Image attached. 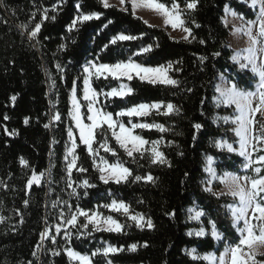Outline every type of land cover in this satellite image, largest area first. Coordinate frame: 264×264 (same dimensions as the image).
I'll use <instances>...</instances> for the list:
<instances>
[{
  "label": "trees",
  "instance_id": "16d2710c",
  "mask_svg": "<svg viewBox=\"0 0 264 264\" xmlns=\"http://www.w3.org/2000/svg\"><path fill=\"white\" fill-rule=\"evenodd\" d=\"M161 2L171 6L174 0ZM175 2L183 9L191 0ZM226 6L248 20L256 18L257 10L241 0H198L197 8L184 16L186 26L192 29V36L186 41L174 38L163 26L145 23L141 16L133 15L130 3L126 5L128 11H123L117 5L104 8L101 0H0V217L4 218L0 221V264H72L64 251L65 244L89 256L107 245L124 249L108 256L98 254L92 257L94 264L109 261L111 264H207L203 259H193L188 251L193 248L200 254L222 251L226 244L238 241L239 233L226 207L234 199L228 195L217 197L204 190L208 156L217 159L220 171L241 172L245 163L238 153L216 146L220 139L237 140L232 124L218 119L231 112L230 108L215 103L220 75L225 74L244 90H254L258 82L250 70H241L231 59L234 49L229 45L230 28L224 23ZM44 9H48L47 20H43ZM92 12L101 13L100 19L78 24L69 31L77 15ZM42 20L37 37L30 38V32ZM120 33L139 38L112 44L113 37ZM148 45H152V50L142 52ZM217 52L219 56L213 55ZM200 57L207 59L202 61ZM129 59L149 67L171 62L169 75L179 84H150L137 76L131 80L93 78V87L98 92L109 91L121 83L133 89L123 98L101 96L99 104L127 126L162 124L167 131L138 128L135 132L150 142L161 141L160 150L169 164L151 163L150 152H144L142 158L136 153L133 160L119 147L111 132L106 131L108 143L117 155L99 149L100 156L110 163L121 161L130 168L132 176L126 183L105 184L78 137L77 167L87 171L80 172L77 168L72 171V186L77 194L70 196L65 156L68 130L74 128L73 86L87 116L83 99L85 66L91 61L114 64ZM12 96H16L15 101ZM159 102L165 106L171 103L179 112L166 115V107H162L145 117L116 116L134 105ZM57 113L59 121L54 119ZM196 123L202 125L199 131L193 127ZM13 130L16 134L9 135ZM101 142L98 131L93 147L99 148ZM21 158L27 164H22ZM33 173L45 175L39 185L33 184L29 189L27 182ZM149 173L154 182L133 179L135 175L144 177ZM247 174L253 175L252 170ZM84 180L95 186L82 187ZM112 200L124 201L132 212L150 218L154 227H137L127 215L103 207ZM53 201H57L56 207ZM68 205L71 211L79 207L111 215L124 229L118 233L97 232L89 225L85 230L79 225L86 220L79 217L77 226L71 228L70 241L58 237L53 243L48 239L38 254L41 234L58 222L60 209H69ZM195 205L206 213L204 226L210 230L209 221H214L224 239L217 242L210 233L188 234L197 226L188 220V210ZM132 244L137 245L135 251L130 250ZM54 252L59 255H53Z\"/></svg>",
  "mask_w": 264,
  "mask_h": 264
},
{
  "label": "snow or ice",
  "instance_id": "6c2138e0",
  "mask_svg": "<svg viewBox=\"0 0 264 264\" xmlns=\"http://www.w3.org/2000/svg\"><path fill=\"white\" fill-rule=\"evenodd\" d=\"M128 0H119L121 10L128 11L127 7H124ZM104 8L114 7L110 4L109 0H101ZM132 14L135 15L137 9H147L156 12L159 16L163 17L164 24L166 26H171L173 30L180 29L186 35L182 36L183 40H189L192 36V29L186 26V20L184 19L185 14L197 8L198 0H191L187 2L185 7L182 9L179 3L174 2L171 6L166 5L161 2V0H130ZM80 8V5H76ZM250 7L257 9L256 18L254 20H245L241 15L239 19L243 22V26L237 29L238 32H243L249 40V46L243 51L246 55H241L240 52L235 53L231 59L239 64L241 70L250 69V71L258 77V88L256 91H244L237 87L235 83L230 86H224L223 78L222 84L218 85L216 91L220 94L217 98V105H234L235 110L238 113L231 123L235 125L233 131L235 135L239 138V147L236 148L232 143L226 141H220L216 143V146L221 149H226L230 153H238L239 156L244 157L245 163L243 168L245 170L251 169L253 175H236L227 173L223 177H219L221 183L226 186V191L214 192L212 187H205L206 192H210L213 195L219 197L228 195L237 201L234 205H227L231 217L233 219V227L236 228L239 233L238 241L234 244H226L223 253L217 256L215 253H206L203 257H197L195 255L196 249H191L188 254L193 257V259L202 258L209 261L210 264H264V260L257 259L258 255H264L260 253L259 249L264 248V0H251ZM55 8V6H54ZM54 10V9H53ZM48 9H44L43 20L49 19ZM225 14L237 17V13L227 6L225 7ZM35 15V14H33ZM101 13H81L77 15L69 25V31L77 28L78 24H83L84 22L91 21L94 19H100ZM55 16L51 19L55 20ZM37 23L34 29L30 32V38H36L41 30V24ZM112 23V21H109ZM147 23V21H145ZM195 23V21H192ZM107 25H105L106 27ZM152 26V25H149ZM21 27H27L26 25H21ZM196 27L200 25L196 24ZM139 37L135 35H129L120 33L119 35L113 37L111 40L112 44H116L118 41H131L136 40ZM194 38V37H193ZM190 42V41H189ZM204 43V41H201ZM159 45H157L158 47ZM61 47H65L61 45ZM107 47V46H105ZM152 50V45H148L142 49V52L147 53ZM213 55L219 56L220 53H214ZM200 59L206 60L207 57H200ZM246 61V62H242ZM60 65H57L59 68ZM173 65L171 62L167 66L161 65L158 67H146L142 64L135 63L131 59L127 62L120 61L114 64L107 63H95L92 62L85 66L84 72L87 76L84 78V88H83V99L88 102L87 111L90 115L87 116V120L91 123H85L81 114V103L77 99L76 87L73 86L72 89V111L71 117L75 121L76 127L79 129V139L86 146V150L90 156L93 158V165L101 173L99 179L108 184L110 181L120 184L122 182H128V178L132 176V171L130 168L125 167L124 163L117 160L115 163H109L104 157L99 156V149H103L105 152L112 153L113 156L117 155L116 149L111 147L108 143V136L105 135L106 131L111 132V136L115 139L116 143L120 148L124 149L128 157L135 160V154L140 153L141 158L144 152H150L151 163L159 164H169V161L165 157L164 153L158 148L161 141H148L140 135H134L135 129H152L156 128L161 132L167 131V129L162 124L156 123H134L131 127H126L122 121H117L113 118L112 112H105L102 107H97L99 104V97L104 96L105 99L110 97H125L132 93L133 89L125 84H121L118 88H111L110 91L104 92L103 90L97 91L92 87L91 80L93 77L96 79H108L111 77L115 80H120L122 78H127L128 80L133 79V74L139 77L142 81H147L150 84H162L177 86L179 81L173 79L168 75L170 69ZM54 83V82H53ZM12 101L16 100V96L11 97ZM161 107H166L167 114H171L174 111L179 112L173 104L168 103L166 106L162 102L159 103H141L134 105L130 108L123 109L116 113L118 117H145L150 114L151 110H159ZM8 119V117H5ZM54 119L59 121L60 115L57 113ZM223 119L225 123L229 122V117L218 118ZM25 124L28 123L27 118L25 119ZM105 125L107 128L105 129ZM49 125H45L48 127ZM193 127L199 131L202 125L196 123ZM117 128L119 129L117 131ZM102 137V142L99 144V148H94L93 144L97 132ZM16 132L13 130L9 135H15ZM68 135L72 139L71 147L68 149V153L71 155V160L68 161L66 171L69 178L68 187L72 189L70 196L77 194L76 187H73L74 181H71L72 171L77 168L80 172H85L87 169L83 167H77V161L79 159L76 154V149L78 147L76 140L73 138V132L71 128L68 130ZM195 139V137L193 138ZM151 143V148H145V145ZM97 157L99 158V163H97ZM68 159V156H65ZM22 164H27L23 158H21ZM214 161L212 157H207V166L205 171L210 174V179L205 183L211 185L213 179H217V174L215 169L212 167ZM45 174L40 173L39 175L33 173L31 178L27 182V187L32 188L33 184L39 185ZM50 175V174H49ZM134 181L146 180L154 182V177L149 173L147 176L135 175L133 177ZM82 187H94L95 185H90L88 180L82 182ZM25 201V205H27ZM65 204L68 202L65 201ZM57 201H53V207H56ZM69 211L71 212V205H68ZM104 208L110 209L113 212L121 213L127 215L132 221H134L137 227H147L149 229L154 227L152 220L145 219L142 213L130 214V205L126 204L124 201L112 200L111 203L103 205ZM189 212H193V209H189ZM174 215V213H173ZM206 215L205 212L197 210L194 215L190 216V219L200 221L201 217ZM84 217L86 223L79 225L80 228L87 230L89 225H92V230L97 232L107 231V232H121L124 229V225L119 223L118 220L114 219L111 215H103L99 211L85 210L83 208L77 207L75 212H71V215L65 218L63 212H61V220L64 224L70 226V228L65 229V239L71 240V228H74L78 224V218ZM4 218L0 217V221ZM243 223L242 227L239 225ZM211 224V235L217 241L224 239L222 234L217 231L216 224L214 221H209ZM62 231V225H55V233L59 235ZM193 235L192 232L188 233ZM196 236L206 235V231L201 227L198 231L194 233ZM51 235V229L49 228L44 233L41 234V240L47 238ZM52 242L55 243V236H52ZM147 246V245H145ZM39 250V245L37 246ZM137 248L136 244L130 246L131 251H135ZM123 248H117L114 246H108L103 249H97L95 252L89 256L88 254H82L71 247H66L64 249L68 258L72 261L77 262V264H93L92 257L102 254L108 256L109 254H114L123 251ZM187 251V250H186ZM35 255V253H33ZM53 255H59V252H54ZM111 264V261L108 262Z\"/></svg>",
  "mask_w": 264,
  "mask_h": 264
},
{
  "label": "rangeland",
  "instance_id": "374dc122",
  "mask_svg": "<svg viewBox=\"0 0 264 264\" xmlns=\"http://www.w3.org/2000/svg\"><path fill=\"white\" fill-rule=\"evenodd\" d=\"M241 1H244V2H247L249 5H250V3H251V0H241ZM109 2H110V4H112V5H117V6H119V7H121L120 6V4H119V0H109ZM127 3H130V0H128V2ZM127 3H126V5H127ZM131 4V3H130ZM126 5H124V7H126ZM228 8H230L231 10H233V11H235L233 8H231V7H229V6H227ZM257 10V9H256ZM236 12V11H235ZM238 15H237V17H233V16H231L230 14L229 15H224V23L226 24V26H228L229 28H230V33H231V35H230V38H229V45L234 49V54L235 53H237V52H240L241 53V55H246L247 53L246 52H244L243 50L244 49H246L248 46H249V40H248V37L241 31V32H238L237 31V29H239V28H241L242 26H243V22L239 19V16H241L242 14H240V13H238V12H236ZM135 14H137V15H139V16H141L143 19H145L148 23H150V24H153V25H159V26H163V27H165L168 31H169V33L174 37V38H177V39H182L181 37L182 36H184V35H186V33H183L180 29H175V30H173L172 28H171V26H166L165 24H164V20H163V17H161V16H159L156 12H154V11H151V10H147V9H137L136 10V13ZM243 16V15H242ZM244 17V16H243ZM244 19L245 20H248V19H246L245 17H244ZM254 20V19H253ZM190 38V37H189ZM233 54V55H234ZM92 62H94V61H91V62H89L87 65H89L90 63H92ZM127 62V61H126ZM133 62H135V61H133ZM242 62H246V61H242ZM96 63V62H95ZM135 63H137V62H135ZM97 64H99V63H97ZM238 64V63H237ZM86 65V66H87ZM239 65V64H238ZM167 66V65H166ZM146 67H149V66H146ZM248 70H250V69H248ZM168 75H169V72H168ZM87 76V74L85 73V77ZM170 76V75H169ZM84 77V78H85ZM133 77H135V74H133ZM93 78H95V77H93ZM93 78H92V80H93ZM222 78H223V84H224V86H230L232 83H234V82H232V81H230L229 80V78L225 75V74H221L220 75V77H219V81H218V83H217V86L218 85H221L222 84ZM92 80H91V84H92ZM121 84H125V85H127L126 83H121ZM120 84V85H121ZM128 86V85H127ZM92 87H93V84H92ZM94 88V87H93ZM116 88H118V87H116ZM257 88H258V82H257V84H256V87H255V89L254 90H244V89H241V90H244V91H256L257 90ZM240 89V88H239ZM76 91H77V89H76ZM110 91V90H109ZM104 92H107V91H104ZM219 93L217 92V96H216V98H215V103H216V105H217V98L219 97ZM101 97V96H100ZM100 97H99V99H100ZM102 97H104V96H102ZM79 101H80V103H81V100L79 99ZM85 101V100H84ZM85 103H86V108H87V104H88V102L87 101H85ZM152 104V103H151ZM71 105H72V102H71ZM81 105H82V103H81ZM97 107H101L100 106V104H98V105H96ZM218 107H228V108H230L231 109V112L230 113H227V114H225V115H223V116H221L220 118H223V117H229L230 119H229V124H232L231 123V119H233L238 113L236 112V110H235V106L234 105H225V104H219V105H217ZM160 109H162V107L160 108ZM71 111H72V108H71ZM153 110H151V112H152ZM166 111H167V109H166ZM81 114H82V117H83V119H84V122L85 123H91V121H89V120H87V116L88 115H90V113L88 112V115L87 116H84V114H83V105H82V107H81ZM114 118V117H113ZM115 119V118H114ZM115 120H117V119H115ZM223 122H224V120L223 119H221ZM117 121H119V120H117ZM74 123V122H73ZM126 127H131V126H127V125H125ZM232 126H233V128L235 127V125L234 124H232ZM72 130V132H73V138L76 140V143H77V138L79 137V134H78V129L75 127V125H74V128L73 129H71ZM119 129L117 128V131H118ZM134 135H139V134H137L136 132H135V130H134V133H133ZM96 139V138H95ZM238 140H239V138L237 137V140L236 141H229V140H227V139H220V140H218L217 142H220V141H226V142H228V143H232L233 144V146L234 147H236V148H238L239 147V144H238ZM71 143H72V139H70V137H69V146H68V149L71 147ZM145 148H147V149H150L151 148V143H149L148 145H145ZM158 148H159V150H160V144L158 145ZM68 149H67V153H66V155L68 156V159L66 160V162H67V164H68V161H70L71 160V155L68 153ZM226 150V149H225ZM161 151V150H160ZM100 156V153L98 154V157ZM97 157V163H99L100 161H99V158ZM208 157H212L213 158V161H214V163H213V165H212V167L215 169V171H216V174H217V179H213V182H212V184L211 185H208L207 183H205L207 180H209L210 179V174L209 173H207L206 172V174H207V176H206V178H205V180H204V186L205 187H212L213 188V191L214 192H217V193H219V192H222V191H226L227 189H226V186L223 184V183H221V181H220V179H219V177H223L225 174H227V173H231V174H236V175H241V176H243V175H248L247 174V171H249V169L248 170H245L244 168H243V166H242V168H241V172H230V171H220L218 168H217V163H218V161H217V159L215 158V157H213V156H208ZM243 159H244V157H243ZM245 160V159H244ZM110 163V162H109ZM207 166V158H206V162H205V167ZM75 169V168H74ZM73 169V170H74ZM101 174V173H100ZM44 177V176H43ZM43 179V178H42ZM42 181V180H41ZM237 203V201L236 200H234L231 204H229V205H234V204H236ZM63 207V206H62ZM189 209H193V212H189V210H188V220H189V222L190 223H193V224H196L197 226H195V227H193V228H191L190 230H189V232H192L193 233V235L194 236H196L194 233L196 232V231H198L201 227H203L204 229H205V231H206V233L207 234H211V229L210 230H208L205 226H204V224H203V218L204 217H201V220L200 221H197V220H193V219H190V216H192V215H194V212L195 211H197V210H200V211H203L201 208H199L197 205H195V206H192V207H190ZM90 213H91V211L90 210H88ZM93 211H97V210H93ZM61 212H63V214H64V216H65V218H67L68 216H70L71 215V212H75V211H69V209H63L62 208V210L60 209V217H59V219H58V222H56L55 224H53L52 226H48L46 229H45V231L46 230H48L49 228L51 229V235H49L47 238H45V239H43V240H41V245H40V247H39V250H38V254H40L41 252H42V249H43V247H44V244H45V242L48 240V239H52V236H55V241H56V239L58 238V237H61L63 240H66L65 239V233H64V230L65 229H68V228H70V226H68V225H66V224H64V222L61 220ZM204 212V211H203ZM130 214H135L134 212H132L131 210H130ZM115 219V218H114ZM146 219V218H145ZM119 222V221H118ZM120 223V222H119ZM57 224H61L62 225V231H61V233L59 234V235H57L56 233H55V225H57ZM243 226V223L241 222V224L239 225V227H242ZM44 231V232H45ZM217 231H218V229H217ZM43 232V233H44ZM219 232V231H218ZM220 233V232H219ZM206 234V235H207ZM221 234V233H220ZM205 236V235H204ZM223 236V235H222ZM216 240V239H215ZM217 241V240H216ZM221 240H219V241H217V242H220ZM108 246H110V245H107L106 247H108ZM66 247H69L68 245H64V249L66 248ZM115 247V246H114ZM223 251H224V249L222 250V251H210V252H207V253H215L217 256H219L221 253H223ZM259 252L260 253H264V248H260L259 249ZM206 253H202V254H200V253H195V255L197 256V257H203L204 255H205ZM197 259H202V258H197ZM257 259H260V260H264V255H258L257 256ZM204 260V259H203ZM206 261V260H205ZM71 262H72V264H77V262H75V261H72L71 260ZM207 262V264H210V262L209 261H206ZM94 264V263H93Z\"/></svg>",
  "mask_w": 264,
  "mask_h": 264
},
{
  "label": "crops",
  "instance_id": "0c3cea01",
  "mask_svg": "<svg viewBox=\"0 0 264 264\" xmlns=\"http://www.w3.org/2000/svg\"><path fill=\"white\" fill-rule=\"evenodd\" d=\"M76 93H77V91H76ZM77 99L79 100V97H78V94H77ZM71 102H72V92H71ZM73 122H74V125H75V127H76V124H75V121L73 120ZM77 128V127H76ZM78 129V128H77ZM78 134H79V129H78ZM145 139V138H144ZM147 140V139H146Z\"/></svg>",
  "mask_w": 264,
  "mask_h": 264
}]
</instances>
